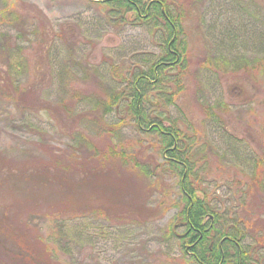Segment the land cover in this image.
Instances as JSON below:
<instances>
[{
	"label": "rangeland",
	"instance_id": "obj_1",
	"mask_svg": "<svg viewBox=\"0 0 264 264\" xmlns=\"http://www.w3.org/2000/svg\"><path fill=\"white\" fill-rule=\"evenodd\" d=\"M175 1L185 17L188 61L146 83L145 93L160 102L145 108L191 137L198 193L226 225L235 231V215L251 211L264 234V188L245 183L251 159L264 154V59L249 71L238 62L264 55V0ZM112 7L0 0V227L28 232L59 264H198L179 237L185 227L170 228L180 209V174L165 162L160 136L137 127L128 97L107 112L99 105L129 93L163 46L150 20L130 19L133 11L123 19ZM79 148L88 165L105 162L125 197L109 193L108 175L64 194L13 173L56 167L53 156L74 163ZM144 164L155 171L151 179L140 171ZM248 233L242 244L252 262L264 264V238ZM8 244L0 243V264H9ZM226 248L235 255L227 264H237L232 245Z\"/></svg>",
	"mask_w": 264,
	"mask_h": 264
},
{
	"label": "trees",
	"instance_id": "obj_2",
	"mask_svg": "<svg viewBox=\"0 0 264 264\" xmlns=\"http://www.w3.org/2000/svg\"><path fill=\"white\" fill-rule=\"evenodd\" d=\"M99 1H105L106 3L112 2V6L115 5L112 9H118V15L123 19L126 18V14L133 11L132 15H128L130 19L135 20V18L138 17L144 21L150 20L156 28L162 31V50L151 65L150 70L135 78L129 93H127L128 91H125V89H122L120 92L112 94L110 101L108 99L100 100L99 105L104 112H107L111 109L113 101L116 100L115 102L118 104L124 98L128 97L130 99V111L136 119L137 127H139L141 131L153 132L160 136L161 141L159 149L162 150L161 153L165 162L172 165L180 174L179 191L181 196L178 199L180 209L176 215V220L172 223V227L170 228L174 229L178 226V222L185 227L184 232L180 234L179 237L184 243L187 252L191 254L192 258L198 264H227V261L231 260V256L235 258V255H229L226 248L227 244L232 245L234 248V252L237 254L236 258L238 259L237 264H256L252 262L250 256L251 249L245 248L241 242V238L245 234H249L248 232L256 234L257 241L264 238L261 228L257 227L258 221L251 220V211L248 212L249 215H235L236 221L232 224L235 231H232V229L226 225L228 222L224 219L223 214L216 210L207 198H202L198 193V190H200L196 184L198 180L197 177H199L196 168L198 158L194 153L193 143L190 140L191 137L185 134V132L176 125H166L163 123L162 119L150 117L145 108L144 103L148 101H153L156 104L160 102L156 95L145 93L144 86H146V83L148 84L160 79L158 74L163 73L168 66H176L179 69L186 67L185 62L188 61L189 55V53H187L188 43L186 37L188 31L184 24L185 17L182 9L176 8L178 6H176L177 2L175 0ZM134 16L136 17L134 18ZM263 59L264 55L253 57L252 59L242 58L239 59L238 62L244 64L249 71L250 65L257 67ZM149 73L153 75V80L150 79ZM177 79L178 82L176 81L175 83L178 86L181 77L178 76ZM142 88L144 89L142 90ZM112 126L115 127V124ZM113 127L110 128L111 132L114 131ZM73 153L77 158L74 160V163L62 161L61 156H53L52 161L57 162L56 167L49 166V164H42L32 170L21 167L19 170H14L13 173H18L19 177L22 175V178L29 182H44V180H46L48 184H50L48 185L49 187H51L53 183L64 194H72L75 192L77 188L76 185H79V183L83 181H85V184L95 186L99 181V177L102 178L108 175V178L111 179V181L107 183L110 190L109 193L116 195L119 200L122 199L121 197H125L123 193L121 194L122 188L119 190L115 189V184L118 183V180L114 179V176L108 174L104 169L105 162L98 161L97 165L99 167L96 164L88 165V161L82 151H80V148L75 149ZM116 154L117 152H115L113 158H115L114 156H116ZM251 161V172L246 175L247 182L245 183L248 187L252 185H261V187L264 188V154L257 153ZM2 163L0 159L1 166L3 165ZM76 164L80 166H76ZM136 164H140V162L136 161L135 165ZM6 167H8V165H6ZM140 169L147 177L150 176V179L152 178V172L155 173L154 169L148 164L141 165ZM7 170L12 171V169ZM77 173H82L79 178L77 177ZM154 183L155 185L157 184V188L161 187L162 183L159 181L157 183L153 181L151 185H154ZM207 216H209L210 219L205 221ZM247 216H249V218ZM1 220L0 218V221ZM217 223L223 225L221 227H224L225 230L217 226ZM240 224L243 225L241 226ZM30 237L31 235L28 232L20 231L18 228L0 227V243H10L2 246L3 252L7 253L9 256V258L7 256L9 264H59L52 260L50 254L39 250L35 241Z\"/></svg>",
	"mask_w": 264,
	"mask_h": 264
}]
</instances>
